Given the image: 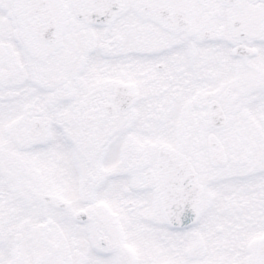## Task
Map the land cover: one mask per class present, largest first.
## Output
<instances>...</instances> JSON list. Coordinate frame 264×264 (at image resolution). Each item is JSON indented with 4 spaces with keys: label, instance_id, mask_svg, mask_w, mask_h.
<instances>
[{
    "label": "flooded vegetation",
    "instance_id": "obj_1",
    "mask_svg": "<svg viewBox=\"0 0 264 264\" xmlns=\"http://www.w3.org/2000/svg\"><path fill=\"white\" fill-rule=\"evenodd\" d=\"M263 246L264 0H0V264Z\"/></svg>",
    "mask_w": 264,
    "mask_h": 264
},
{
    "label": "water",
    "instance_id": "obj_2",
    "mask_svg": "<svg viewBox=\"0 0 264 264\" xmlns=\"http://www.w3.org/2000/svg\"><path fill=\"white\" fill-rule=\"evenodd\" d=\"M167 164L171 166V169L170 171H165L164 174H166V176H164V183L167 185L166 187H171L175 189V192L171 193L172 196L179 197V201L175 202L176 204H173V206L168 205L167 213L172 222L182 223L183 209L175 208V206L183 205V167L180 159H177L174 162ZM255 264H264V246L262 249L259 250Z\"/></svg>",
    "mask_w": 264,
    "mask_h": 264
},
{
    "label": "rangeland",
    "instance_id": "obj_3",
    "mask_svg": "<svg viewBox=\"0 0 264 264\" xmlns=\"http://www.w3.org/2000/svg\"><path fill=\"white\" fill-rule=\"evenodd\" d=\"M177 264H181V262L180 261H178V263Z\"/></svg>",
    "mask_w": 264,
    "mask_h": 264
}]
</instances>
